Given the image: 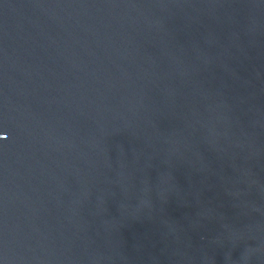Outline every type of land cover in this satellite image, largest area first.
Wrapping results in <instances>:
<instances>
[{
	"label": "water",
	"instance_id": "obj_1",
	"mask_svg": "<svg viewBox=\"0 0 264 264\" xmlns=\"http://www.w3.org/2000/svg\"><path fill=\"white\" fill-rule=\"evenodd\" d=\"M0 264H264V0H0Z\"/></svg>",
	"mask_w": 264,
	"mask_h": 264
}]
</instances>
